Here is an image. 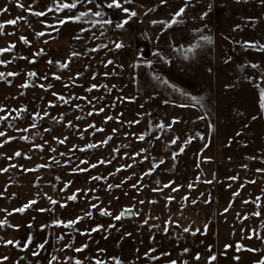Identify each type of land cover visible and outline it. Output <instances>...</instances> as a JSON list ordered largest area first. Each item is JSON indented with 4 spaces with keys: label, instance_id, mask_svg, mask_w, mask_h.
<instances>
[{
    "label": "rangeland",
    "instance_id": "obj_1",
    "mask_svg": "<svg viewBox=\"0 0 264 264\" xmlns=\"http://www.w3.org/2000/svg\"><path fill=\"white\" fill-rule=\"evenodd\" d=\"M109 2L0 0V264H256L264 3L132 0L138 15L116 28L127 14ZM185 3L180 23H151Z\"/></svg>",
    "mask_w": 264,
    "mask_h": 264
},
{
    "label": "snow or ice",
    "instance_id": "obj_2",
    "mask_svg": "<svg viewBox=\"0 0 264 264\" xmlns=\"http://www.w3.org/2000/svg\"><path fill=\"white\" fill-rule=\"evenodd\" d=\"M16 2H17V4H18L19 7L24 8V5L22 3H19V0H16ZM82 2H83V0H72L71 3H68V2L60 3L59 0H57V8H56V10L57 11H61L63 9H69V10L75 9L77 7V5L80 4V3H82ZM87 2L88 3H92V0H87ZM131 2H132V0H123V3H121V0H110V2L107 4V7L109 9L115 8V9H118L121 12L127 14L122 21L116 23V25H115L116 28H124L125 25L128 24V22L133 17H136L138 15L135 10H130L128 7H125L124 6L125 4L131 3ZM166 3H167V0H160V4H166ZM261 3H264V0H261ZM188 7H189V4L188 3H185L183 6H181L178 9V11H176L172 15L171 20H162V21L153 20V21H151V23L152 24L160 23V24H165L168 27H171L173 24H177V23H180L181 22L178 19V17H181L185 13V11H186V9ZM208 7H209V9H211V5H209ZM151 10L152 9H149V11H151ZM6 11H7L6 8H0V12H6ZM91 11H92L91 9H88V12H91ZM88 12H83L79 16H77V15H68L66 18L59 19L58 23L60 25H64L66 23V21L79 20L81 18V16H86L88 14ZM35 14L38 15V16H43L45 13L41 11V12H37ZM92 14L94 16H100L101 15V12L100 11H97V12H94ZM207 14H208L207 12L202 13L203 16H207ZM16 22H17L16 19H10V20H7L5 23L14 25V24H16ZM102 23L111 24V23H113V21L112 20H107V21H102ZM3 26H4L3 24H0V29H2ZM21 39L24 41V43H26V44L29 43V41L25 37H21ZM205 39H208V38H205ZM245 44L248 47H257V43L254 42V41H245ZM115 47L116 48H121V47H123V44L122 43H116ZM9 50L10 49H0V52L9 51ZM257 50L264 51V45H259V47H258ZM37 54L39 55V53H37ZM73 55H78V53H73ZM0 63H4V61H0ZM109 63H111V61H109ZM148 63H151V62L149 61ZM253 67H256V65H253ZM11 75H16V73H11ZM29 75H33L34 76V75H36V73H34V72L33 73H29ZM78 75H79V73H78ZM0 76H3V74L0 73ZM57 78L59 79V77H57ZM9 83H10V81H9ZM41 87H43V85H41ZM96 87H97V85H95V84H93L91 86V88H96ZM91 88L89 89V91H91ZM53 95H56V94L53 93ZM60 99L63 100L64 97L61 96ZM165 103H167V101H165ZM258 106H259L260 111L264 112V88H259ZM98 111L103 112V108L99 109ZM256 118H257L256 116H253L252 117V119H256ZM106 119H112V117H106ZM69 123H71V121H69ZM129 123H138V121H129ZM161 126L163 127L164 125H161ZM168 126L170 127V125H168ZM113 131H115V129ZM3 135H4V133L3 132H0V136H3ZM109 139H110V137H109ZM138 139L143 140L144 139V135H140L138 137ZM60 142L63 143V141H60ZM106 142L107 141H102L101 143H106ZM172 143H175V140H173ZM186 143H187V141H186ZM87 147L91 148V147H93V145L92 144H89V145H87ZM140 151L143 152V151H145V149H141ZM181 151H183V149H181ZM137 154H139V153H137ZM16 155L19 156L20 153L19 152H16ZM206 159H211V158L210 157H206ZM100 162L103 163L105 161H100ZM91 166L92 167H95V165H91ZM245 167H246V165H245ZM84 170H86V169H82V171H84ZM0 171H6V169H0ZM74 171H75V169H74ZM257 171H264V169H257ZM229 179L235 180V179H237V177L233 176V177H229ZM132 187H136V185L133 184ZM189 187H191V185H189ZM77 191H79V189ZM0 195H2V194H0ZM233 195H236V193H233ZM68 199L69 200H76L77 197H76L75 194H73V195L69 196ZM168 199L171 200V199H173V197H168ZM257 199H259V198H257ZM205 202L207 203L208 201H205ZM31 203H35V201L30 202V204ZM53 203H56V202L53 201ZM192 203H196V201L193 200ZM30 204L29 205H26L25 207L30 206ZM92 207L95 208L96 205L93 204ZM24 210H25L24 207H22L20 209H17V211H20V212H23ZM45 210L46 209H40V211H45ZM227 210L228 209L225 208V211H227ZM101 213L103 215H105V216L112 215L106 209H101ZM86 215H91V213H86ZM122 215H124V213H121L120 215H116L113 218L116 219V220H119V219H121V216ZM255 215L259 216V215H261V213L260 212H256ZM79 219H81V217H77L76 218V220H79ZM76 220H68L67 223H68L69 226H71L72 224L76 223ZM4 223H6V222H4ZM54 223L60 224V223H63V221L57 220V221H54ZM145 223H147V221H145ZM16 227H19V225H16ZM101 228H103V225H97L96 228L91 229V231H97V230H99ZM206 228H207V225H205V229ZM165 231H166V229H165ZM184 231L185 232L189 231V228L185 227ZM196 231L198 232V231H200V229H197ZM7 243H13V242L12 241H7ZM39 247L43 248L44 245L41 244V245H39ZM86 247H87V245L85 244V245L82 246V248L76 249V251H78V252L79 251H82L83 248H86ZM225 247L226 248L227 247H231V245H225ZM240 247H243V245H241ZM249 250L250 251H256L255 248H251ZM100 251H104V250L103 249H100ZM184 251L187 252V251H189V249L185 248ZM33 254L36 255L37 253H33ZM145 254L147 255V253H145ZM196 258L199 259V253L197 254V257ZM3 259H8V258L7 257H4ZM52 259L55 260L56 257H53ZM114 259L116 260V264H123V261H121L118 257L117 258H114ZM210 259L211 260H215L216 257L215 256H211ZM236 259H239V258L237 257ZM76 264H81V261L77 260L76 261ZM97 264H102V262L98 261ZM170 264H176V262L175 261H171ZM256 264H264V259L257 261Z\"/></svg>",
    "mask_w": 264,
    "mask_h": 264
}]
</instances>
